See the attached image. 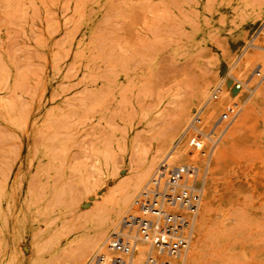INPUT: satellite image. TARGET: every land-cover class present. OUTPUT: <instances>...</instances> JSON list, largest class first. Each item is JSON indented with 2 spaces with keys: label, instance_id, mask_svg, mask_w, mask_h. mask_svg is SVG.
<instances>
[{
  "label": "rangeland",
  "instance_id": "obj_1",
  "mask_svg": "<svg viewBox=\"0 0 264 264\" xmlns=\"http://www.w3.org/2000/svg\"><path fill=\"white\" fill-rule=\"evenodd\" d=\"M243 1L0 0V264H70L74 241L96 225L106 198L183 114L188 124L158 167L187 140L193 162L171 158L170 169L203 173L213 152L202 201L214 176L225 183L199 264H264V50L253 45L264 18L237 19ZM108 47L124 49L128 85L120 76L106 83ZM256 54L260 65L235 69ZM228 84L236 100L202 110ZM205 119L203 135L192 125ZM36 159L46 171L34 177ZM20 165L35 182L31 203L14 198Z\"/></svg>",
  "mask_w": 264,
  "mask_h": 264
},
{
  "label": "bare ground",
  "instance_id": "obj_2",
  "mask_svg": "<svg viewBox=\"0 0 264 264\" xmlns=\"http://www.w3.org/2000/svg\"><path fill=\"white\" fill-rule=\"evenodd\" d=\"M234 16L237 19L250 16L253 19L264 18V0H245L239 2L237 9L235 10ZM256 48L264 50V35L258 40L257 44H253ZM237 44H233L232 47H236ZM228 62L231 61V56L227 57ZM101 59L100 64L97 65V74L100 76L102 69ZM259 62L258 65L262 62V57L259 55L248 56L243 59V62L235 63L237 67L240 66L243 73L247 72L254 63ZM256 64V65H257ZM255 67V66H254ZM129 62L128 58L125 55L123 48H120V51L117 52L114 47H108L106 50V83L109 87H113L115 83L116 76H120L123 79L124 85H128L130 79L132 78L129 73ZM254 70V68H253ZM258 71V70H256ZM250 73V72H249ZM98 76V77H99ZM241 77L239 72L234 71L231 74V78L238 79ZM252 77V76H251ZM249 77V78H251ZM251 80V79H248ZM244 86L247 89H252L246 83ZM127 87V86H125ZM107 88V87H106ZM100 92L97 94L99 97ZM207 94V89L202 88L199 90L200 96H205ZM216 98V96H214ZM238 95L232 90L230 84L224 87L223 93L218 101H213L210 98L202 107L203 109H208L210 111L219 108L222 104L233 103ZM214 99V98H213ZM201 113V112H200ZM199 113V114H200ZM198 114V115H199ZM189 118L186 114L174 124V130L168 134L164 139L163 143L159 149L152 155L151 159L142 165L130 178L124 183L116 192V194L107 199L106 198V207L104 209L103 215L99 218L96 225L92 227L88 232L82 234L79 238L76 239L73 243L72 250L70 251V264H89L94 255L97 252L104 253L107 260L112 258L127 259V264H144L147 253L148 246L145 243H137L131 248L132 242L135 239L134 233L122 232L120 230V223L127 214H132L135 216L139 215L140 208L137 203L142 197L147 195L156 194L157 192H163L168 185V175L164 177V172H162L161 167L159 166L162 159L166 156V150L168 146L172 145L176 133L180 131L186 124H188ZM207 124V119L203 121L201 128L192 125V127L201 134L203 132L202 127ZM190 128H186L184 135H188ZM51 145H47L45 149H51ZM191 143L185 140L182 143V146H175L173 150L168 154L166 160L174 159L175 162L188 161L193 162L194 156L190 155ZM213 152L208 158V167H206L204 172V181L202 183V197L199 204L198 213L196 215L192 239L188 254L185 259V264H199L200 263V254L204 245L205 236L208 232V226L211 218L216 215V207L218 204L217 194H220L224 190L225 183L219 181L215 176L212 178L211 182L208 185V196L202 201L204 197V192L206 188V179L209 172L210 159L212 158ZM222 155H218L216 160L220 159ZM166 161L165 167L169 168L172 166V163ZM162 163V162H161ZM29 167L34 169V177L38 176L41 172L45 173L43 162L36 159L35 161L28 164ZM248 171V170H247ZM162 172V173H161ZM241 172V170H240ZM26 181V185L24 182ZM33 177L26 178L23 167L20 165L17 169V172L13 179L12 190L14 193V198L20 199L25 196V200L28 203L33 202L35 196V186H34ZM53 186V185H52ZM162 189V190H161ZM145 209V208H144ZM120 238L121 240L129 239L130 251L129 255L126 257L122 253L112 254L108 250V245L111 241V238Z\"/></svg>",
  "mask_w": 264,
  "mask_h": 264
},
{
  "label": "built area",
  "instance_id": "obj_3",
  "mask_svg": "<svg viewBox=\"0 0 264 264\" xmlns=\"http://www.w3.org/2000/svg\"><path fill=\"white\" fill-rule=\"evenodd\" d=\"M240 89V85H236ZM219 89L215 91L218 93ZM223 114L221 123L226 127L235 119ZM215 144V142H214ZM164 177L168 175V185L163 192L142 197L137 203L139 215L127 214L120 223L122 232L134 233L132 245L129 239L111 238L108 250L112 254L129 255L130 247L145 243L149 250L144 264H185L193 227L202 197L204 172L198 167L185 165L169 168L162 165ZM161 172V173H162ZM145 208V209H144ZM127 259L107 260L104 253L97 252L89 264H127Z\"/></svg>",
  "mask_w": 264,
  "mask_h": 264
}]
</instances>
